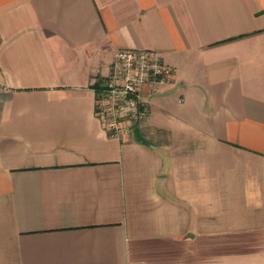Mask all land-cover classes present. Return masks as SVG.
<instances>
[{"label": "crops", "instance_id": "1", "mask_svg": "<svg viewBox=\"0 0 264 264\" xmlns=\"http://www.w3.org/2000/svg\"><path fill=\"white\" fill-rule=\"evenodd\" d=\"M119 49L172 75L117 137ZM0 264H264V0H0Z\"/></svg>", "mask_w": 264, "mask_h": 264}, {"label": "built area", "instance_id": "2", "mask_svg": "<svg viewBox=\"0 0 264 264\" xmlns=\"http://www.w3.org/2000/svg\"><path fill=\"white\" fill-rule=\"evenodd\" d=\"M172 68L149 49H119L115 52L110 73L102 80L96 97V114L112 136L127 134L128 126L144 115L140 90L146 82H163ZM127 122L121 124V120Z\"/></svg>", "mask_w": 264, "mask_h": 264}, {"label": "trees", "instance_id": "3", "mask_svg": "<svg viewBox=\"0 0 264 264\" xmlns=\"http://www.w3.org/2000/svg\"><path fill=\"white\" fill-rule=\"evenodd\" d=\"M103 79H98L93 85L92 87L94 88L95 92H96V97L98 96L100 90H101V83H102ZM110 133V132H109ZM111 134V133H110Z\"/></svg>", "mask_w": 264, "mask_h": 264}, {"label": "rangeland", "instance_id": "4", "mask_svg": "<svg viewBox=\"0 0 264 264\" xmlns=\"http://www.w3.org/2000/svg\"><path fill=\"white\" fill-rule=\"evenodd\" d=\"M120 120H121V119H120ZM120 122H121V124H122V125H126V124H127V122H126V121H124V120H121ZM130 125H132V123H131ZM130 125H129V126H130ZM129 126L127 127L128 129H130V127H129Z\"/></svg>", "mask_w": 264, "mask_h": 264}]
</instances>
